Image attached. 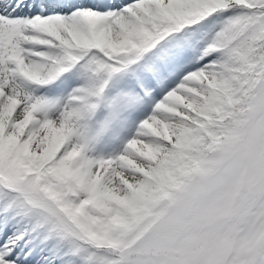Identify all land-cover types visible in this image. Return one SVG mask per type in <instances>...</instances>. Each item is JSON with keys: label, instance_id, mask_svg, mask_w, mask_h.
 <instances>
[{"label": "snow or ice", "instance_id": "obj_1", "mask_svg": "<svg viewBox=\"0 0 264 264\" xmlns=\"http://www.w3.org/2000/svg\"><path fill=\"white\" fill-rule=\"evenodd\" d=\"M45 7L0 0V264H264V0Z\"/></svg>", "mask_w": 264, "mask_h": 264}, {"label": "rangeland", "instance_id": "obj_2", "mask_svg": "<svg viewBox=\"0 0 264 264\" xmlns=\"http://www.w3.org/2000/svg\"><path fill=\"white\" fill-rule=\"evenodd\" d=\"M49 67L51 68V70L49 71L48 76L54 75L57 71L56 67H54L53 65H50ZM180 75H183V73H179L176 76L175 80L170 81L169 87L174 86L175 82L178 81ZM83 82L84 81L81 77L80 71L77 68H74L73 72L65 80L60 77L59 79L54 81L53 85H48V87L52 90L50 100L60 101L61 103H63L67 96L73 91V89L81 86ZM86 86L92 87V85L87 82ZM160 95H162V93H160ZM157 99H159V95H157ZM150 112L151 105H145L140 108L139 111L134 112L130 117L126 115L115 129L114 135L116 136V139L101 143V151L103 153V157L111 158L122 153L126 142L135 134L139 122L143 120ZM85 134L87 135L86 131ZM97 144L98 143L94 139H92L89 147L96 146ZM42 246L43 245H41L40 247ZM37 264H46V262L44 260L41 262L40 260H37Z\"/></svg>", "mask_w": 264, "mask_h": 264}]
</instances>
